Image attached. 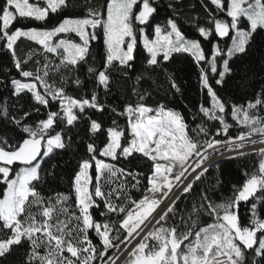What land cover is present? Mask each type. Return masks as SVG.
<instances>
[{
	"label": "snow or ice",
	"instance_id": "obj_1",
	"mask_svg": "<svg viewBox=\"0 0 264 264\" xmlns=\"http://www.w3.org/2000/svg\"><path fill=\"white\" fill-rule=\"evenodd\" d=\"M210 4L224 18L204 5L207 25L194 23L198 36L191 38L176 19L155 22L158 0H106L88 7L85 15L65 16L42 29L24 25L46 22L50 13L73 9V0H4L0 4V48L10 53L18 74V78L0 79L6 90L11 85L9 97L0 100V124L7 121L14 126L0 127V184L6 186L0 198V264L16 247L26 248L24 264H117L125 253L123 264H264V146L255 147L264 145V82L243 104L225 99L216 87L223 88L227 78L237 74L242 76V87L255 81V72L250 74L247 66L234 69L231 62L246 55L254 35L264 30V0H210ZM146 28L152 29V35ZM73 34L79 42L70 38ZM57 37L61 38L57 41ZM217 37L225 46L215 42ZM22 38L57 54L65 72L83 69L93 80L90 95H69L64 73L52 77L47 64L42 71L27 69L24 65L31 57L21 60L16 50ZM92 41H101L104 48L99 68L93 62L98 54L92 50ZM140 43L149 66L160 67L161 60L167 62L176 53L193 58L207 97L193 120L218 122L214 133L205 123L190 128L180 111L164 103L149 106L143 102V91L137 93V103H127L119 111L111 109L126 119L124 128L116 120L105 127L88 115L86 109L105 111L101 92L104 97L111 93L114 73L127 76L133 71ZM169 80L180 93L172 75ZM72 83L79 88L84 81L77 78ZM25 97L34 102L28 108L21 103ZM53 103L58 105L55 110ZM41 107L47 110L46 118L31 121ZM84 119L89 121L91 138L86 142L87 156L78 160L72 177L74 203L70 204L68 194L42 192L40 186L46 182L42 166L58 152L72 148L69 133ZM234 126L246 131L228 137ZM15 129L26 136L16 135ZM222 135L227 138H216ZM101 137L103 143L98 144ZM250 154L257 158L252 169L241 170L244 180L234 184L232 195L223 201L215 202L208 190L202 191L201 204L194 205L188 220L181 218L180 224L169 216L175 200L161 209L173 190L192 191L194 182L208 172L206 162L214 155L236 160ZM136 156L151 162L138 199L128 194L127 185L134 181L131 187L137 188L145 174L113 163L122 159L130 163L129 158ZM55 167L47 174L54 175ZM215 167H220L219 162ZM116 181V187H111ZM222 183L218 177L217 185ZM242 206L248 213L243 221ZM93 209L110 219L96 220ZM205 214L211 223H202ZM92 232L98 243L90 237Z\"/></svg>",
	"mask_w": 264,
	"mask_h": 264
},
{
	"label": "trees",
	"instance_id": "obj_2",
	"mask_svg": "<svg viewBox=\"0 0 264 264\" xmlns=\"http://www.w3.org/2000/svg\"><path fill=\"white\" fill-rule=\"evenodd\" d=\"M106 0H73L75 7L68 11L51 14L46 22L27 21L25 27H36L45 28L56 25L65 16H82L86 14L88 7L99 6L104 4ZM4 0H0V4H3ZM172 7H169V5ZM204 5L214 14H218L220 18H224L223 13H217V9L210 4L208 0H158V12L155 15V22L163 24L166 19H176L181 29L188 37H196L198 33L193 27L194 23L200 24L201 26L207 25L208 12L205 11ZM16 25H13L15 27ZM146 32L152 35V29L146 28ZM222 46H225V42L216 38V41ZM204 46L209 47L208 41H203ZM17 56L21 60H28L27 56L32 51L40 52V48L34 42L26 39L18 41ZM92 50L95 54H98L94 59L96 67H100L102 63V57L104 55V48L101 41H92ZM147 54L138 45V55L135 61V68L127 76H122L118 73H114V80L112 85V91L106 97L101 92V98L107 105L103 113L98 112L94 109H86V112L93 119H97L103 123L105 127L111 126L112 121L116 120L120 127H126V119L118 116L112 112V108L115 107L118 111L122 110L123 106L127 103H137V93L143 91L145 93L144 103L149 106L156 107L160 103H164L169 107H172L180 111L186 121L189 123L190 128L194 124L205 123L206 127L214 133V130L218 124L216 121H203L199 117L194 121L193 117L198 114V106L207 102L205 96V90L201 88L199 82V67L194 62L193 58L186 53L173 54L172 58L165 62L161 60L160 67L149 66L147 64ZM234 69H241L245 66L250 70V74L255 72L256 79L251 85L241 86L242 76L237 74L230 78H227V83L223 88L216 86L220 95L230 102L237 104H243L246 101L254 97L255 92L259 90L260 84L264 82V69L261 65L264 63V30H258L253 37V42L248 53L241 58H235L232 62ZM37 64V65H35ZM29 70H37L40 67L39 63H34L33 57L28 60V63L24 65ZM86 67V66H85ZM11 69V72H5V69ZM61 73H64L68 79V83L65 85L69 95L74 97H84L90 95L92 90L93 80L83 69H77L71 72H65L63 67H59V71L52 70V77H59ZM172 75L181 88V92L177 93L175 89L170 86L169 76ZM11 76L18 78V74L15 71L14 64L10 53L6 49L0 48V79H5ZM138 76H142V79L137 80ZM81 79L84 81L81 87H76L72 83L75 79ZM11 85L6 90L0 85V100H3L10 95ZM12 101L10 100L9 103ZM25 108L31 106L34 102L28 97L21 102ZM57 104H52V110L57 108ZM37 107H39L37 105ZM46 109L41 107L40 113H33L29 118L31 121H38L39 119L46 118ZM230 123L235 125L234 121L228 117ZM7 126L13 128V125L4 121L0 124V127ZM89 121L84 119L78 121L77 126L69 133L72 136V148L58 152L51 160L43 164L44 172L42 175L45 176L46 182L41 185V190L46 196H54L56 193L68 194L72 197L69 201L70 204L74 203V194L72 192L71 182L72 177L77 170V163L81 157H86V142L91 138L88 132ZM241 129L234 126L228 131V137H235ZM15 134L18 136H26L20 132L19 129H15ZM217 139H226L225 136L216 137ZM104 137H101L97 143L102 144ZM129 161L121 160L117 163L118 167L131 168L134 171L143 172L145 175L140 177L141 184L137 188H132L131 184L134 181L128 183L129 195L132 198H140L145 190L146 176L149 174L151 162L147 161L146 158L136 156L135 158H129ZM257 158L255 155H247L245 157L236 160H220L210 165L208 172L204 174L200 181H195L191 192L180 194L175 200L174 211L169 213V216H174L177 224L182 223L183 220H188L189 214L193 211V206H199L201 204V193L204 190H208L209 197L215 202H221L227 197L232 195L233 185H239L243 180L244 176L241 174V170L244 168L252 169ZM219 162L220 167H215V164ZM52 165H56L54 169V175H48L47 172L52 170ZM220 178L223 183L217 185V178ZM130 180V178H129ZM119 181H116L111 187H116ZM5 185L0 184V198L3 197L5 191ZM107 191V188H106ZM103 208V203L101 204ZM95 213V219L98 221H107L110 219L109 216L101 217L99 210L93 209ZM248 213L244 212L243 206L241 207V219L242 221L247 217ZM112 220H118L116 216L111 217ZM212 220L206 214L202 216V223H211ZM169 223H172L169 220ZM3 234L0 233V236ZM126 235V234H125ZM90 237L94 243H98V237L95 233H90ZM110 253L114 256L115 251L110 250ZM26 255V248L16 247L15 250L3 261V264H24Z\"/></svg>",
	"mask_w": 264,
	"mask_h": 264
},
{
	"label": "rangeland",
	"instance_id": "obj_3",
	"mask_svg": "<svg viewBox=\"0 0 264 264\" xmlns=\"http://www.w3.org/2000/svg\"><path fill=\"white\" fill-rule=\"evenodd\" d=\"M208 1H210V0H208ZM30 2H32V0H30ZM230 19V18H229ZM61 37H57V38H55V40H59ZM70 38H72V39H75L77 42H79V38L78 37H75L74 36V34L73 35H71V37ZM23 39V38H22ZM27 40V39H26ZM32 42V41H31ZM140 45L142 46V48H143V45H142V43H140ZM38 47L40 48V46L38 45ZM40 52H38V51H32V52H30L29 54H28V56H27V59L29 58V57H33V61H34V63H39V65H40V67H37L36 69L37 70H41L42 71V68H43V65L44 64H47L48 66H49V68L51 69V70H56L57 69V67L59 66V67H61L60 65H59V60H60V58H59V56L57 55V54H53V53H46V52H44L43 51V49L42 48H40V50H39ZM145 52H146V50H144ZM146 54H147V52H146ZM147 56H148V54H147ZM35 65H37V64H35ZM236 127H238V128H240L239 126H236ZM241 129V132L242 131H246V129H243V128H240ZM253 139H260V137L259 136H254L253 137ZM262 146H264V145H256L255 147L256 148H259V147H262ZM244 151H250V149H245ZM232 155H234V154H232ZM220 159V158H222V157H220V156H218V155H214L209 161H207L206 162V164L207 165H211V164H213L214 162H215V160L216 159ZM103 159V158H102ZM224 159V158H223ZM197 171H199V170H197ZM193 175H195V173H193ZM189 179H191V177H189ZM180 195V193H178L177 194V196H176V198L174 199V200H176L177 199V197ZM170 203H166V205H164L163 206V208L165 207H167L168 205H169ZM162 208V209H163ZM158 227V226H157ZM115 255H117V253L115 252V254H114V256ZM126 255H127V253H126ZM125 255V256H126ZM125 260V257L119 262V260H118V264H123V261Z\"/></svg>",
	"mask_w": 264,
	"mask_h": 264
},
{
	"label": "bare ground",
	"instance_id": "obj_4",
	"mask_svg": "<svg viewBox=\"0 0 264 264\" xmlns=\"http://www.w3.org/2000/svg\"><path fill=\"white\" fill-rule=\"evenodd\" d=\"M177 194H178V192H175V190H173V194L170 195V196L168 197V199L164 200L163 203L161 204V206H160L161 209L163 208L164 205H166L167 202H168V203H171V202L176 198ZM164 208H165V207H164ZM159 211H160V209H157V212H159ZM153 215H155V213H154ZM125 255H126V253H125ZM125 255H121V256H120L119 262L125 257ZM119 262L117 261V264H118Z\"/></svg>",
	"mask_w": 264,
	"mask_h": 264
},
{
	"label": "water",
	"instance_id": "obj_5",
	"mask_svg": "<svg viewBox=\"0 0 264 264\" xmlns=\"http://www.w3.org/2000/svg\"><path fill=\"white\" fill-rule=\"evenodd\" d=\"M220 159H221V158H220ZM220 159H219V158H218V159H216V160H215V162H216V161H218V160H220Z\"/></svg>",
	"mask_w": 264,
	"mask_h": 264
}]
</instances>
